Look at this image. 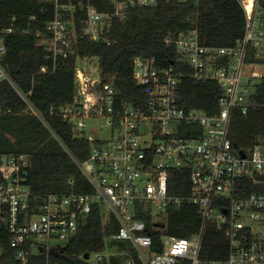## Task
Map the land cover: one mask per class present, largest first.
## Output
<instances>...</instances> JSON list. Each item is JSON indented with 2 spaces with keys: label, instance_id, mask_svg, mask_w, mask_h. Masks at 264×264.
Wrapping results in <instances>:
<instances>
[{
  "label": "built area",
  "instance_id": "1",
  "mask_svg": "<svg viewBox=\"0 0 264 264\" xmlns=\"http://www.w3.org/2000/svg\"><path fill=\"white\" fill-rule=\"evenodd\" d=\"M48 1L55 4V16L46 30L36 34L55 65L60 57L69 56L77 41L76 14L84 13V32L101 39L113 18L125 19L132 7L158 3L110 0L114 10L100 11L91 0ZM238 1L246 23L235 45L203 44L197 27L166 38L176 46L181 64L190 69V78L219 86L217 113L181 105L180 86L188 76L184 71L174 64L160 68L154 59L137 57L134 76L145 88L143 104L123 101L99 69L94 71L99 73L95 78L92 71L78 69L75 100L59 112L78 136L90 141L86 160L72 158L93 191L36 195L29 183V155H0V228L7 229L11 243L20 247L16 263L11 264H31L34 255L49 260L78 236L97 205L104 224L114 218L118 231L107 237L105 249L89 253V258L83 255L87 264L125 256L123 264H264V191L245 195L242 182L248 178L264 185V139L245 150L235 147L231 137L234 111L247 114L264 76L254 69L264 66V0ZM4 52L0 44V53ZM3 79L18 90L0 62ZM30 107L44 120L43 114ZM88 119L105 121L109 136H88ZM173 170L189 171L188 193L171 192ZM185 203L198 207L200 227L189 237H179L168 231V210ZM106 207L109 212L104 221ZM209 223L224 230L230 240L228 256L222 260L203 258ZM154 232L160 234L162 249H153ZM111 241L129 246L119 249L110 246ZM0 264H6L2 247Z\"/></svg>",
  "mask_w": 264,
  "mask_h": 264
},
{
  "label": "trees",
  "instance_id": "2",
  "mask_svg": "<svg viewBox=\"0 0 264 264\" xmlns=\"http://www.w3.org/2000/svg\"><path fill=\"white\" fill-rule=\"evenodd\" d=\"M91 3L100 11L114 10L110 0H91ZM55 12V4L48 0H0V44L5 46L0 62L22 93L8 79L0 81V155H29V183L36 195L93 191L72 158L73 155L86 160L90 141L78 136L59 114L75 100L78 58L98 57L103 79L115 85L123 101L136 104L146 100L145 88L138 85L134 76L136 58L154 59L160 68L174 64L188 75L180 86L181 105L213 115L219 110V86L213 81L190 78V69L181 64L176 46L167 43L166 38L197 27L203 44L231 46L243 37L246 23L245 11L238 0H199L198 3L158 0L155 5L130 8L125 19L113 18L105 36L96 39L84 32V13H78L77 41L69 56L60 57L55 65L47 58L36 34L46 30ZM9 28L13 31L9 32ZM30 106L43 114L44 120ZM231 137L235 147L245 150L264 139V76L257 84L247 114L234 111ZM189 174L188 170H173L171 192L188 193ZM242 182L245 195L264 191V185H256L253 180L244 178ZM142 218L151 226L149 219ZM167 224L169 233L191 236L200 227L198 207L189 203L170 206ZM117 231L115 219L105 225L100 206H94L76 238L52 253L49 260L44 255L32 256L31 264L48 261L49 264H87L83 255L105 249L107 237ZM10 238V232L0 228V247L6 264L16 263L20 249ZM154 238L153 249H162L160 234L154 232ZM110 246L123 249L129 244L111 241ZM229 247L226 232L209 223L204 235L203 258L222 260L228 256ZM126 258L112 257L102 264H123Z\"/></svg>",
  "mask_w": 264,
  "mask_h": 264
},
{
  "label": "rangeland",
  "instance_id": "3",
  "mask_svg": "<svg viewBox=\"0 0 264 264\" xmlns=\"http://www.w3.org/2000/svg\"><path fill=\"white\" fill-rule=\"evenodd\" d=\"M77 66H78V69L85 70L88 72L92 71V76L95 78V77H98L99 75L98 72H94V71L96 69H99L100 59L96 56L95 57L94 56L81 57V58H78ZM247 69L249 70L250 67ZM254 69L259 70L264 73V66H255ZM105 123L106 122L103 120L88 119L87 121L88 126L86 130L88 136H93L94 138H105L109 136L110 129L106 126ZM104 212H105L104 221H106L109 209L106 207Z\"/></svg>",
  "mask_w": 264,
  "mask_h": 264
},
{
  "label": "water",
  "instance_id": "4",
  "mask_svg": "<svg viewBox=\"0 0 264 264\" xmlns=\"http://www.w3.org/2000/svg\"><path fill=\"white\" fill-rule=\"evenodd\" d=\"M241 153H243L244 154V152L242 151ZM85 258H89V253H86L85 255Z\"/></svg>",
  "mask_w": 264,
  "mask_h": 264
}]
</instances>
